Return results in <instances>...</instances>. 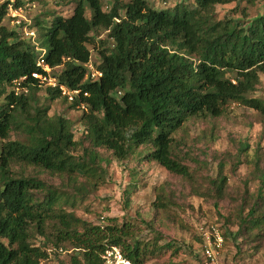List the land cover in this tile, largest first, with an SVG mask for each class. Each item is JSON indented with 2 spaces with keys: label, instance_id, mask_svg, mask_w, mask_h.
I'll list each match as a JSON object with an SVG mask.
<instances>
[{
  "label": "trees",
  "instance_id": "obj_1",
  "mask_svg": "<svg viewBox=\"0 0 264 264\" xmlns=\"http://www.w3.org/2000/svg\"><path fill=\"white\" fill-rule=\"evenodd\" d=\"M74 1L69 17L36 19L15 30L1 25L6 4L0 6V264H42L62 253L64 264H101L111 247L133 264H146L162 252L160 238L142 239L129 221L102 218L94 225L68 210L102 179L97 152L123 164L155 163L187 180L192 176L175 135L189 121L220 118L237 104L257 112L264 124V100L251 97L264 74V6L252 18L218 20L216 7L233 0H185L164 10L146 0H104L106 10L102 0ZM24 27L35 37L24 38ZM91 50L101 73L94 81L86 79L84 68ZM40 60L57 83L45 87L46 100L62 99L69 110L81 112L79 140L72 120L49 117V106H38L42 86L31 74H43ZM60 86L79 95L69 102ZM13 133L18 140L11 139ZM14 166L31 168L32 176ZM41 174L64 179L74 193L59 191ZM78 177L84 184H77ZM256 179L255 194L245 192L236 210L218 218L236 227L242 245L258 250L264 243V171ZM208 189L217 202L229 197L226 177ZM171 196L158 188L154 208L165 214Z\"/></svg>",
  "mask_w": 264,
  "mask_h": 264
},
{
  "label": "rangeland",
  "instance_id": "obj_2",
  "mask_svg": "<svg viewBox=\"0 0 264 264\" xmlns=\"http://www.w3.org/2000/svg\"><path fill=\"white\" fill-rule=\"evenodd\" d=\"M129 1V0H126ZM157 10L171 9L185 0H146ZM248 0H233L225 6L215 9L218 20H243L254 17L264 6L263 0H255L249 5ZM105 10L109 3L102 0ZM24 10L18 20L21 24L50 22L52 18L69 17L75 6L74 0H23ZM26 8V9H25ZM246 12L244 17L243 12ZM89 13V12H88ZM87 13V14H88ZM9 30H15L12 19L5 17L1 24ZM101 34L97 40L102 39ZM95 52L91 50L92 62ZM57 69L54 74H57ZM51 75V74H50ZM45 87L37 94L39 107L49 106L48 116H62L75 124V137H81L82 126L78 122L80 111L69 110L62 99L48 102ZM264 100V74L260 75V85L251 96ZM2 99L0 100V104ZM12 140H18L16 133ZM182 152V159L190 170L192 178L187 180L169 175L155 163H143L136 166L133 162L119 163L104 151H98L101 157V180L96 189L85 190L84 197H77L73 210L83 221L94 225L102 218H112L120 224L129 221L140 230L142 239L153 241L160 238L158 245L163 248L159 257L146 264H264V243L255 249L254 244H243L236 238V227L223 225L220 215L231 214L239 205L245 192L254 195L257 187V173L264 171V124L257 112L237 104L227 106L222 117L217 119H195L175 135ZM81 155V151L76 154ZM135 168H138L136 170ZM13 171H23L32 176L31 168L14 166ZM227 178L228 199L215 201L209 186L217 178ZM40 179L47 184L73 194L71 184L64 179L41 174ZM78 177L77 184H84ZM164 187L172 194V205H168L165 214L157 211L156 190ZM196 193L198 195H196ZM217 223L224 234L222 249L215 253L214 259H207L204 254L202 233ZM146 224L152 225V230ZM41 239L34 240L39 245ZM168 246V247H167ZM239 249V250H238ZM65 253L49 257L42 264H64Z\"/></svg>",
  "mask_w": 264,
  "mask_h": 264
},
{
  "label": "built area",
  "instance_id": "obj_3",
  "mask_svg": "<svg viewBox=\"0 0 264 264\" xmlns=\"http://www.w3.org/2000/svg\"><path fill=\"white\" fill-rule=\"evenodd\" d=\"M23 0H0V6L6 4V16L12 19L13 26H21V22L18 20L21 18V14L24 10L23 6L15 7L19 2L22 3ZM26 9V8H25ZM21 34L24 38H34L35 34L32 31H29L26 27L21 29ZM37 66L43 71L42 73H33L31 74V78L35 80L39 86L43 87H57L56 80L51 77V69L44 65L43 61L40 60ZM86 69V79H90L91 81L97 80L101 77V73L97 71L93 65L92 60L90 59L87 64L84 65ZM26 78H22L19 80L20 82L25 81ZM59 91L61 92V96L65 97L69 102L74 100V97L79 95L78 90H67L66 88L60 86ZM83 108V107H81ZM204 239V256L213 260L215 253L219 252L224 244V237L221 233L219 227L212 225L208 232L201 234ZM101 264H133L129 259H127L124 254L121 252L119 248L111 247L107 248L103 254L101 255Z\"/></svg>",
  "mask_w": 264,
  "mask_h": 264
}]
</instances>
